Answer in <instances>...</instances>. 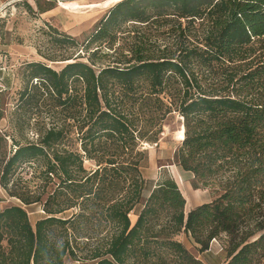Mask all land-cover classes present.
Listing matches in <instances>:
<instances>
[{"label": "trees", "instance_id": "trees-1", "mask_svg": "<svg viewBox=\"0 0 264 264\" xmlns=\"http://www.w3.org/2000/svg\"><path fill=\"white\" fill-rule=\"evenodd\" d=\"M172 21L180 36L183 23L197 24L193 44L149 56L137 42L129 58L95 69L126 25ZM84 43L90 63L72 54L61 71L26 67L21 108L50 109L63 124L25 142L0 132L1 188L45 214L33 227L21 206L0 212V264H204L181 235L200 254L227 241L224 264H264V0H122ZM215 66L223 81L207 84L199 75ZM174 111L184 128L176 165L219 193L187 212L169 176L144 196L141 144H156ZM71 132L79 149L68 147Z\"/></svg>", "mask_w": 264, "mask_h": 264}, {"label": "rangeland", "instance_id": "rangeland-1", "mask_svg": "<svg viewBox=\"0 0 264 264\" xmlns=\"http://www.w3.org/2000/svg\"><path fill=\"white\" fill-rule=\"evenodd\" d=\"M73 1L76 3L72 7L81 4L101 3L100 0H63V3ZM120 1L112 3L105 9L97 7L65 10L55 0H14L13 3L5 5L0 10V132L14 137L17 141L25 142L26 140H36V131L40 129H47L53 124H63L62 115L50 109L46 111V108L43 107L30 110L27 107L21 108L20 94L27 85L26 67L30 63H43L55 71H61L67 64L66 61L61 60L72 54L80 55V61L90 63L88 53L83 49L86 44L84 42L93 34L98 22ZM43 3L52 8L48 15L40 14L41 10L45 8ZM174 21L167 25H126L123 31L128 32L117 35V44L115 45L117 50L114 52L113 49L103 48L102 52L93 58V61L96 62L95 69L99 70L100 67L113 62L124 61V57L129 58L127 50L129 46H133L137 42L144 43L149 56L176 53L180 43L193 44L195 35L199 31L197 24L183 23L182 29H185V33L180 36L181 33L176 29L177 23ZM131 32L133 34H130ZM64 36L71 37L77 44L70 45L63 42L65 41ZM88 52L90 53L92 50H88ZM224 70V68L219 69L215 66L209 73L206 72L199 76L207 81V84H219L223 81ZM192 73L200 72L194 68ZM24 112L26 114H23ZM182 128L183 120L176 111L165 117L162 121L158 142L156 144H141V150L146 153L141 171L148 183L144 192L145 197L149 195V191L156 182L164 176H169L177 183L185 197L187 212L202 204L210 203L219 193L215 187H205L196 183L192 174L182 171L176 165L174 153L182 142L178 135ZM69 138L73 142L68 147L79 149L76 133L71 132ZM8 143L11 145V140ZM9 150L8 147L7 152ZM84 167L88 171L96 168L90 161H86ZM21 175H23V181L30 177L24 173ZM11 206L23 207L33 227L38 220L45 217L42 204L24 206L18 199L9 197L0 186V212ZM74 213L76 211L71 210L59 217L67 218ZM131 221L134 223L135 217L132 216ZM177 240L183 243L204 264L225 263L228 244L223 239L212 241L209 249L201 254L198 247L184 235L179 236ZM65 264L79 263L66 260Z\"/></svg>", "mask_w": 264, "mask_h": 264}, {"label": "crops", "instance_id": "crops-1", "mask_svg": "<svg viewBox=\"0 0 264 264\" xmlns=\"http://www.w3.org/2000/svg\"><path fill=\"white\" fill-rule=\"evenodd\" d=\"M14 0H0V10L5 6V5H8V4H11L13 3ZM101 3H96V4H92V5H77V7H72L74 6L73 4H75L76 2H65V3H59L58 5H61V7L65 10H79V9H87V8H102V9H105V8H108L112 3H115L117 1H120V0H100ZM43 6L45 8H43L41 10V13L42 15H48L49 12H51L52 8L50 7L49 8V5L48 7L45 6V4L43 3ZM0 72H1V69H0Z\"/></svg>", "mask_w": 264, "mask_h": 264}, {"label": "bare ground", "instance_id": "bare-ground-1", "mask_svg": "<svg viewBox=\"0 0 264 264\" xmlns=\"http://www.w3.org/2000/svg\"><path fill=\"white\" fill-rule=\"evenodd\" d=\"M178 135H179V140L182 141L184 139V128H182L179 132H178Z\"/></svg>", "mask_w": 264, "mask_h": 264}, {"label": "built area", "instance_id": "built-area-1", "mask_svg": "<svg viewBox=\"0 0 264 264\" xmlns=\"http://www.w3.org/2000/svg\"><path fill=\"white\" fill-rule=\"evenodd\" d=\"M34 1H38V0H34ZM58 1V3H63V0H55Z\"/></svg>", "mask_w": 264, "mask_h": 264}]
</instances>
